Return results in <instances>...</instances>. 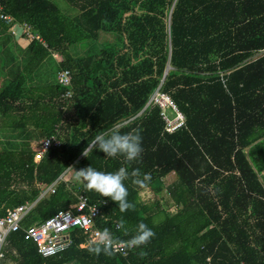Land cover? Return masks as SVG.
Instances as JSON below:
<instances>
[{"label":"trees","instance_id":"1","mask_svg":"<svg viewBox=\"0 0 264 264\" xmlns=\"http://www.w3.org/2000/svg\"><path fill=\"white\" fill-rule=\"evenodd\" d=\"M62 2L0 0V16L11 20L0 17V217L38 199L35 183L49 186L69 165L74 176L88 166L123 167L148 180L123 182L134 205L124 212L74 179L60 182L8 236L0 262L264 264V0ZM12 24L25 25L26 47ZM65 72L67 86L57 80ZM156 90L184 116L173 133L160 109L147 105ZM112 130L139 135L136 160L81 155ZM49 138L61 145L34 162L35 142ZM170 173L175 180L164 185ZM146 189L160 199L141 200ZM76 192L106 203L95 226L113 240L129 241L140 223L153 235L123 258L103 244L80 247L85 235L73 229L71 246L41 257L24 229L67 209Z\"/></svg>","mask_w":264,"mask_h":264},{"label":"built area","instance_id":"2","mask_svg":"<svg viewBox=\"0 0 264 264\" xmlns=\"http://www.w3.org/2000/svg\"><path fill=\"white\" fill-rule=\"evenodd\" d=\"M2 19L11 21L7 17H2ZM25 25L12 24L10 27L11 32L15 35H25V41H31L29 32L24 30ZM18 38V37H16ZM38 38V37H37ZM39 39V38H38ZM57 80L61 85L67 86L69 84L70 77L67 72L58 73ZM70 95H65V98H69ZM157 106L160 109V115L165 123V131L167 133H173L180 129L184 125V116L177 110V107L173 100L163 92L156 90L150 97L147 105ZM166 111V112H165ZM173 115V118L169 120L167 113ZM54 138L44 139L35 155L33 156L34 162H38L44 156V154L52 147H58L59 143L55 141ZM74 168L72 165L61 174V176L49 186L47 191L54 193L56 186L66 174L73 172ZM65 183L69 180H64ZM56 186L54 187V185ZM40 189L39 187H37ZM53 188V189H52ZM39 199L43 198L46 192L41 189ZM43 192V193H42ZM76 201L71 204L67 209L58 211L53 216L34 223V225L24 230V238L35 244L38 254L43 258H48L58 254L70 246L71 240L69 239L68 232L71 229L64 230L66 228V222L71 219H76V226L85 231L87 234V243L81 245L82 247L88 246L90 244H103L110 248L113 254L119 255L123 258L129 256L130 253L136 248V245H131L128 240L118 242L113 240L110 235L106 232L100 231L95 225L98 217L101 216L102 212L100 206H105V202L100 203H90L88 197L82 192H76L74 194ZM27 205H19L8 209V214L0 219V260L3 258V248L2 246L6 243L7 238L11 233L20 230V225L28 215V212L32 210L33 205L26 203ZM100 205V206H99ZM74 228V227H73ZM115 228L118 229V224H115Z\"/></svg>","mask_w":264,"mask_h":264},{"label":"clouds","instance_id":"3","mask_svg":"<svg viewBox=\"0 0 264 264\" xmlns=\"http://www.w3.org/2000/svg\"><path fill=\"white\" fill-rule=\"evenodd\" d=\"M92 150H99L103 152L107 158L122 156L127 161H134L139 157L142 151L140 137L134 132L121 133L112 130L109 133H101L96 135L87 145L82 149L81 155L86 157V154ZM74 180L82 184L85 191H95L101 197H108L114 201L121 212L134 207L132 203L127 200V189L124 181L133 177L132 183L143 187L144 182L148 180L147 174L143 179L138 177L137 170L131 173L127 172L125 168L121 167L115 172H99L88 166L86 168L75 171ZM118 228H123V224H118ZM126 231V230H125ZM153 232L145 224L140 223L136 226V234L133 235L129 241L131 245H142L148 242ZM97 251L99 249H96Z\"/></svg>","mask_w":264,"mask_h":264},{"label":"rangeland","instance_id":"4","mask_svg":"<svg viewBox=\"0 0 264 264\" xmlns=\"http://www.w3.org/2000/svg\"><path fill=\"white\" fill-rule=\"evenodd\" d=\"M58 1V4H60L59 2H61V5L63 6V2H62V0H57ZM78 52H82V50H80V49H78ZM52 59L54 60V62H55V64L56 63H60V61H61V59H60V57L59 56H57L56 54H52ZM46 66H47V70H48V72H54V69H53V67H52V65H50V63L48 62V63H46ZM166 112V111H165ZM166 118H168L169 120H171L172 118H173V115H171L169 112L167 113V117ZM184 122H185V119H184ZM44 141V139H39V140H37L36 142H35V145H36V148H38V146H39V144H41V142H43ZM55 141H57L58 143H59V146L61 145V141H59V140H55ZM58 146V147H59ZM58 147H55V146H52L51 148H58ZM39 162V161H38ZM73 177H74V174H73V172L71 171L70 173H68V174H66L65 175V177H63L62 178V180L60 181V182H65L64 180H72L73 179ZM175 180V178H174V176L172 175V176H169L168 178H165V180H164V185H168V184H170L171 182H173ZM54 183V182H53ZM59 184V183H58ZM51 185V184H50ZM49 185V186H50ZM35 186L36 187H39L40 189V193H41V189H43L44 191L43 192H46L45 193V195L46 194H51V192H49V191H47L48 189H49V186H46V187H43L41 184H39V183H35ZM56 186V184L54 185V187ZM53 189V188H52ZM42 192V193H43ZM40 193H39V195H40ZM141 200H143L144 202H146V203H148V204H150V203H153V202H155V201H158L160 198H158V197H156L155 195H154V193L152 192V191H150V190H144L142 193H141ZM45 197V196H44ZM43 197V198H44ZM40 199H42V198H40ZM39 199V197H38V199H36L35 201H33V202H31L30 204L31 205H33V207H32V209L36 206V204H37V202L40 200ZM168 200V198H167V196L165 195V197H162V201H160V205L162 206V208H166L167 207V205H166V201ZM23 205H27L26 203L25 204H23ZM168 209V208H167ZM8 210V209H7ZM6 210V212H5V214L2 216V217H0V219H2V218H4L7 214H8V211ZM171 210H173L172 208L171 209H169V211H171ZM30 212V211H29ZM28 212V213H29ZM53 216V215H52ZM22 224V223H21ZM20 228H21V225H20ZM26 229V228H25ZM24 229V230H25ZM73 230V229H72ZM68 234V233H67ZM68 236H69V234H68ZM70 239V238H69ZM71 244H72V242L70 243V246H71ZM5 245H6V243L2 246V248H3V250H4V247H5ZM81 245H83V244H81ZM80 245V247H82ZM84 245H85V243H84ZM85 247H87V246H85ZM83 248V247H82ZM3 252V257H4V251H2ZM59 253V252H58ZM37 254H38V252H37ZM39 255V254H38ZM3 258H1V260H2ZM14 264V262L13 261H11V260H6L5 262H0V264Z\"/></svg>","mask_w":264,"mask_h":264},{"label":"bare ground","instance_id":"5","mask_svg":"<svg viewBox=\"0 0 264 264\" xmlns=\"http://www.w3.org/2000/svg\"><path fill=\"white\" fill-rule=\"evenodd\" d=\"M76 222H77V220L76 219H69L67 222H66V228L64 229L65 231L66 230H68V229H80L81 231H82V233L85 235V238H86V241H85V243H87V234L85 233V231L83 230V229H81V228H79V227H75L76 226ZM74 227V228H73ZM71 229V230H72ZM69 232H70V230H69ZM68 232V233H69Z\"/></svg>","mask_w":264,"mask_h":264},{"label":"crops","instance_id":"6","mask_svg":"<svg viewBox=\"0 0 264 264\" xmlns=\"http://www.w3.org/2000/svg\"><path fill=\"white\" fill-rule=\"evenodd\" d=\"M19 43H20V46L21 47H26V45H27V41H25L24 39H20L19 40ZM4 120V119H3ZM2 121L0 120V127H1V125L3 126V124L1 123ZM174 176V178H175V175H174V173H170V174H168L165 178H168L169 176ZM165 178H164V180H165ZM147 190H150V189H147ZM151 191V190H150Z\"/></svg>","mask_w":264,"mask_h":264},{"label":"water","instance_id":"7","mask_svg":"<svg viewBox=\"0 0 264 264\" xmlns=\"http://www.w3.org/2000/svg\"><path fill=\"white\" fill-rule=\"evenodd\" d=\"M169 65L166 66L165 72H164V76L166 75L167 71L169 70Z\"/></svg>","mask_w":264,"mask_h":264}]
</instances>
